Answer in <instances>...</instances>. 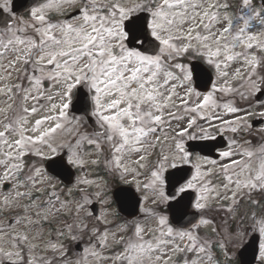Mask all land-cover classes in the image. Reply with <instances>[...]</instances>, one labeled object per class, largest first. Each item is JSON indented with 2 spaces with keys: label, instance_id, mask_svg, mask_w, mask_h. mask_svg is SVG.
Returning a JSON list of instances; mask_svg holds the SVG:
<instances>
[{
  "label": "snow or ice",
  "instance_id": "6c2138e0",
  "mask_svg": "<svg viewBox=\"0 0 264 264\" xmlns=\"http://www.w3.org/2000/svg\"><path fill=\"white\" fill-rule=\"evenodd\" d=\"M194 78L208 90L197 91ZM262 86L264 0H242L238 12L233 0H39L17 27L5 22L0 264H235L230 223L214 226L205 214L230 202L239 220L246 203L264 219V128L255 144L233 136L219 159H209L215 144L190 142L225 129L251 136L240 101ZM196 151L192 174L184 166ZM101 162L145 203L172 208L174 199L195 211L181 223L145 207L143 223L107 227V208L95 207L107 204L106 178L67 179Z\"/></svg>",
  "mask_w": 264,
  "mask_h": 264
},
{
  "label": "rangeland",
  "instance_id": "374dc122",
  "mask_svg": "<svg viewBox=\"0 0 264 264\" xmlns=\"http://www.w3.org/2000/svg\"><path fill=\"white\" fill-rule=\"evenodd\" d=\"M254 3H255V6H259V4H260V0H254ZM240 4H242V0H233V11L234 12H238V5H240ZM13 28H14V26H13ZM183 62V61H182ZM241 83L242 82H239V81H236V82H234V87H237V88H239V87H241ZM47 86V85H46ZM244 91H245V95H248V92H247V90L246 89H244ZM237 99H239V98H237ZM250 100H252V95L249 97V101ZM240 103L241 104H243V107L247 110V112L248 113H251L252 114V112L253 113H260V112H262V111H264V107H262L261 105H264V102H262V103H257V104H255V105H252L251 107H248V105L246 106L245 105V103H244V101H240ZM226 118H228V117H226ZM248 121V120H247ZM201 123H203V122H201ZM264 125V124H263ZM206 126V125H205ZM85 127H87L86 125H85ZM260 129V128H259ZM259 129H255L254 131L255 132H257ZM214 133H216L215 131L213 132V135H214ZM224 134L226 135V137L229 139V141H230V139L234 136V133H232L230 130H227V129H225L224 130ZM243 134H245V132H243V131H240V132H238L237 133V137L238 138H243ZM256 136V135H255ZM258 137H260L259 135H257ZM244 139V138H243ZM224 150H226V149H224ZM196 162H197V160L195 159V157H194V165L196 164ZM194 174H195V171H194ZM107 175H108V177H109V179H112V178H119V176L117 175V176H112V175H110V174H108L107 173ZM106 175V176H107ZM78 176H82L83 178H86V179H97V178H99V177H103V176H99V177H97V178H89L90 177V175H88V172L87 173H85V175L84 174H80V175H78ZM134 185V187L136 188V186H135V184H133ZM109 189H110V186H109ZM109 189H108V185L106 184L105 185V187H104V189H103V195H104V199L107 201V204L105 205V206H103L102 207V205H101V207H100V210H99V212L100 211H102L103 210V208L104 207H106L107 208V211H108V213H109V217H108V219H109V224L107 225V227H112V228H114L116 225H124V223H120L119 221H116V222H118V223H116L115 222V220H116V215H115V210H114V206L112 205V204H110V200H109V194H110V191H109ZM136 191H137V189H136ZM138 192V191H137ZM139 193V192H138ZM140 194V193H139ZM140 196H141V194H140ZM165 203L166 202H161V203H158V204H152L150 201L149 202H147V203H145V201L143 200V197L141 196V204H140V215L138 216V217H136V218H134V219H132V221H139V222H141V223H143L144 222V220H145V213L142 211V209H144L145 207H147L148 209H150V210H152V211H154L155 213H157L158 215H163V216H165L166 217V215H167V213H166V211H163L162 209H161V206H164L165 205ZM100 204V203H99ZM160 205V207L158 208V206ZM210 214V212H207L205 215H206V217L207 218H209V215ZM230 216V217H229ZM210 219V218H209ZM230 219H231V215H229V208L227 209L226 208V210H224L223 211V215H220V216H218V219H217V221H215V220H212V219H210L211 221H212V223H213V225L214 226H217V227H222V226H224L225 225V222L226 221H230ZM131 221V222H132ZM250 221V218L248 217V219L246 220V224L245 225H247V224H250L251 223V221ZM126 224V223H125ZM104 226L102 225V228H103ZM241 227V226H240ZM203 231V232H202ZM207 229H205V228H201L200 229V234L201 235H207ZM202 232V233H201ZM246 237H247V232H236V233H234V240H233V243H232V245H231V247H232V249H233V251L231 252V257L236 253V251H237V249L239 248V246H241V244L245 241V239H246ZM261 243H264V235H262V239H261V242H260V244ZM76 253H77V251H73V254L72 255H70L71 256V258H73V259H75V256H76ZM258 259H259V254H258Z\"/></svg>",
  "mask_w": 264,
  "mask_h": 264
},
{
  "label": "flooded vegetation",
  "instance_id": "af4514ba",
  "mask_svg": "<svg viewBox=\"0 0 264 264\" xmlns=\"http://www.w3.org/2000/svg\"><path fill=\"white\" fill-rule=\"evenodd\" d=\"M9 8H10V0H9ZM16 27H17V25H16ZM263 122H264V118L262 119L261 125L259 124V125H256V126H251V128H252V135L251 136L246 135L243 138L244 139L245 138L248 139L253 144H255L257 141H259L260 140V137L257 136V132H255L254 130L261 128ZM234 136H236V138H237V140L239 142L243 143L244 139L243 138H241V139L238 138L237 137V133H235ZM242 209H243L242 214L244 213L245 215H247V216L249 215L250 216L251 223L250 224H247V225H242L241 227L239 225H237L235 227V230L237 232H241V231L242 232H247V237L251 233L257 232L258 235H259V237H260V239H262V234H261L260 229H261V227H264V219H262V214L259 212V209H256L255 210V211H257V215H256L255 219L252 218V210H249V207H248V205L246 203L243 204V205H241L240 210L242 211ZM234 260H236V257H234Z\"/></svg>",
  "mask_w": 264,
  "mask_h": 264
},
{
  "label": "water",
  "instance_id": "95a60500",
  "mask_svg": "<svg viewBox=\"0 0 264 264\" xmlns=\"http://www.w3.org/2000/svg\"><path fill=\"white\" fill-rule=\"evenodd\" d=\"M17 1L24 2L25 0H16V2ZM24 7H26V5H22L20 8H24ZM169 187H171V186H168V188ZM193 197H194V195L190 192L188 194V198H193ZM124 205H126V203L122 204V206H124ZM134 206H136V203H134ZM189 208L190 207H185L183 203L180 205L175 204V206H174L175 212H174L173 217H175V219L177 221H180L181 223H183L182 217L183 218H189V215H187V214L193 213V212H189ZM255 252H256L255 241L250 240V242L246 246H244V248L240 251V256H242L243 264H251L253 259H254V256H255Z\"/></svg>",
  "mask_w": 264,
  "mask_h": 264
}]
</instances>
